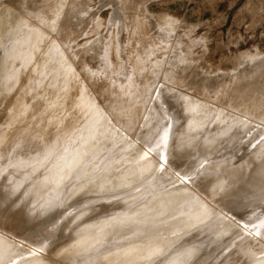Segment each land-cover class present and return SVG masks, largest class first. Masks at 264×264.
Returning a JSON list of instances; mask_svg holds the SVG:
<instances>
[{
    "label": "rangeland",
    "instance_id": "obj_1",
    "mask_svg": "<svg viewBox=\"0 0 264 264\" xmlns=\"http://www.w3.org/2000/svg\"><path fill=\"white\" fill-rule=\"evenodd\" d=\"M0 34V264H264V0H0Z\"/></svg>",
    "mask_w": 264,
    "mask_h": 264
},
{
    "label": "snow or ice",
    "instance_id": "obj_2",
    "mask_svg": "<svg viewBox=\"0 0 264 264\" xmlns=\"http://www.w3.org/2000/svg\"><path fill=\"white\" fill-rule=\"evenodd\" d=\"M169 135H170L169 131L167 130V128H165L163 130L160 143L156 145L157 148L161 149V151L157 155V159L158 161H160V163H158V170L160 172H164L165 166L169 165L170 163L175 164V167L177 170L173 173V175L177 177L180 183L187 185L191 183L196 178V176L200 175L201 170L204 169L205 167V163L197 162V164H190L188 165L189 170L187 172H184L183 175H181L180 170L184 168L185 164L188 161V158L192 154L190 151L187 150L188 144L186 141H178L176 139L172 140L171 151H169ZM151 151H153V149L149 148L148 152H151ZM144 158H147V153H145ZM193 173H195V175H193ZM173 187H175V184H173ZM223 190L224 189H222L221 187L219 186L217 187V191H223ZM261 190L262 192H264V186H262ZM41 207L44 208V205H42ZM55 207H57V205L49 204L46 211H51L52 208H55ZM21 211L26 212L27 215H32L33 212L35 211V206L33 205L31 206V208H29L28 205H25V208L21 209ZM38 214L44 215V212H39ZM62 216H63V213L54 214V215L49 216L46 220L43 221L42 230L37 231L35 233V236L37 238H40L41 243H43L44 240L48 239V236L46 235V233H48L51 228H54L59 223L60 218ZM260 226L264 227V220L261 221ZM244 227H247V224H245ZM256 234L259 235V233H256ZM184 254L190 255L191 250L185 249ZM11 264H18V261L13 260L11 261ZM161 264H163V262H161Z\"/></svg>",
    "mask_w": 264,
    "mask_h": 264
},
{
    "label": "bare ground",
    "instance_id": "obj_3",
    "mask_svg": "<svg viewBox=\"0 0 264 264\" xmlns=\"http://www.w3.org/2000/svg\"><path fill=\"white\" fill-rule=\"evenodd\" d=\"M22 5H23V4H22ZM11 6H12V5H11ZM10 8H11V7H10ZM42 9H43V8H42ZM48 10H49V9H48ZM10 24L12 25V28L14 29L13 31H15V29H16V28H19V26H20V24L17 22L16 19H12ZM30 25H31V23H30ZM36 25H37V24H36ZM36 25H35V27H36ZM27 26H28V25H27ZM31 26H32V25H31ZM1 27H2V25H1ZM33 27H34V25L32 26V28H33ZM33 29H34V28H33ZM34 30H35V29H34ZM36 30H37V29H36ZM0 35H1V34H0ZM29 38H30V37H29ZM25 40H27V39H24L23 41H25ZM14 41H15V40H14ZM17 41H18V40H17ZM19 41H20V40H19ZM23 41H22V42H23ZM29 42H30V41H29ZM12 44H13V43H12ZM17 44H18V43H17ZM20 44L22 45V43H20ZM24 44H25V43H24ZM27 44H28V43H27ZM25 45H26V44H25ZM17 46H18V45H16L15 47H17ZM11 47H12V46H11ZM15 47L13 46V48H12L11 50L8 49L9 51L6 52V55H8V56L11 55V56H9V57H11V58L17 56V52H16V49H17V48H15ZM19 47H22V46H19ZM17 50H18V49H17ZM28 50H29V49L27 48V51H28ZM24 51H25V50H24ZM18 55H19V54H18ZM19 56H20V55H19ZM13 59H15V58H13ZM19 59H20V58H19ZM25 63H26V62H25ZM9 66H10V64H9ZM11 67H12V66H11ZM69 67H70V66H69ZM9 68H10V67H9ZM9 74H10V73H9ZM7 75H8V74H7ZM5 77H7V76H5ZM8 77H10V75H8ZM13 77H14V76H13ZM5 79H6V78H5ZM7 79H8V78H7ZM17 97H18V96H17ZM5 103H6V102H5ZM11 116H12V115H11ZM85 174H86V173H85ZM128 179H129V178H128ZM224 182H225V181H224ZM219 183H220V182H219ZM217 184H218V183H217ZM195 189H196V188H195ZM234 189H235V188H234ZM208 190H209V189H208ZM209 195H211V194H209ZM214 195H215V194H214ZM169 196H170V195H169ZM185 197H186V196H179V195L173 196L172 198L168 199L167 201H164V202H162V203H158V204H157V208H156V206H155V208L153 207V209L150 208L151 210H147V211L145 210L146 212L142 210V212H145L144 214H142V215H144L143 217H142V215H141V213H140V215H141V217H142V219H143L142 221H141V219H140L137 215H136V216H137L136 219L138 218V219L140 220L139 223H140L141 225L143 224V225H147V226H148L149 223L153 220V218L157 219L158 221H159V219H161L162 222H163V218H164V217L162 218V215L160 216L159 213L163 212V214H165L164 212H167V213H166V216H165V217L167 218V217L169 216V215L167 216V214H168L169 211L172 209V207L174 208L176 204H179V201H183V202H185V201L187 200ZM211 197H212V196H211ZM216 197H217V196H216ZM216 197H215V199H216ZM218 198H219V197H218ZM191 199H193V198H191ZM195 199L197 200V199H199V197H197V198H195ZM195 199H194V201H195ZM188 200H189V199H188ZM59 201H60V200H59ZM192 201H193V200H192ZM194 201H193V203H194ZM198 201H199V200H198ZM213 202H214V201H213ZM232 203H233V202H232ZM234 203H235V202H234ZM189 204H190V203H189ZM191 204H192V203H191ZM223 204H224V203H223ZM173 205H174V206H173ZM184 205H185V204H184ZM192 205L194 206V204H192ZM192 205H191V206H192ZM201 205H202V204H201ZM179 206H180V204H179ZM182 206H183V205H182ZM191 206L189 205V207H191ZM177 207H178V206H177ZM184 207H185V206H184ZM186 207H187V204H186ZM180 208H181V210H182V207H180ZM228 208H229V207H228ZM53 209H54V208H53ZM175 209H176V208H175ZM177 209H178V208H177ZM177 209H176V210H177ZM187 209H188V208H187ZM196 209H197V208H196ZM154 210H155V211H154ZM223 210H224V209H223ZM226 210H227V209H226ZM173 211H174V210H173ZM183 211H184V210H183ZM212 212H213V210H212ZM212 212H211V214H213ZM156 213H157L159 216L156 215ZM229 213H230V212H229ZM138 214H139V213H138ZM45 215H46V214H45ZM140 215H139V216H140ZM155 215L158 216V217L156 218ZM194 215H195V214H194ZM182 216H183V215H182ZM209 216H210V215H209ZM132 217H135V216H132ZM159 217H161V218H159ZM31 218H32V217H31ZM125 219H126V218H125ZM129 219H131V217H130ZM129 219H128V220H129ZM134 219H135V218H134ZM134 219H131V220L128 222V224H132L133 221H134ZM155 219H154V220H155ZM123 220H124V219H123ZM128 220L126 219L125 221H128ZM143 221H144V222H143ZM122 222H123V221H122ZM155 222H156V221H155ZM155 222H154V223H155ZM125 223H126V222H125ZM125 223H124V224H125ZM139 223L137 222V224H139ZM122 224H123V223H122ZM161 224H162V223L160 222L159 225H161ZM164 224L167 225V223H164ZM143 225H142V226H143ZM151 225H153V222H151ZM162 225H163V224H162ZM162 225H161V226H162ZM230 225H231V224H230ZM125 226H127V225L125 224ZM135 226H136V223H135ZM164 226H165V225H164ZM171 226H172V225H170V227H171ZM132 227H133V225H132ZM165 227H166V226H165ZM165 227H164V229H167V227H166V228H165ZM180 227H181V226H180ZM103 228H104V227H103ZM130 228H131V227H130ZM168 228H169V227H168ZM139 229H140V228H139ZM145 229H146V228H145ZM149 229H150V228H149ZM191 229H192V228H191ZM124 230H125V229H124ZM126 230H127L126 232H128V234H129V229L126 228ZM131 230H132L131 233H133V229H131ZM131 230H130V231H131ZM136 230H138V229L136 228ZM162 230H163V229H162ZM122 232H123V231H122ZM126 232L124 233L125 236H126ZM119 233H120V232H119ZM135 233H136V232H135ZM142 233H143V232H142ZM148 233H149V232H148ZM168 233H169V232H168ZM168 233H167V234H168ZM128 234H127V235H128ZM1 235H2V234H1ZM117 235H118V234H117ZM120 235H121V234H120ZM122 235H123V233H122ZM123 236H124V235H123ZM145 236H146V235H145ZM121 237H122V236H121ZM137 238H138V237H137ZM141 238H142V237H141ZM141 238H140V239H141ZM144 238H145V237H144ZM147 238H149V237H147ZM168 238H169V237H168ZM168 238H167V239H168ZM95 239H96V238H95ZM118 239H119V238H118ZM120 239H122V238H120ZM136 240H137V242H138V239H136ZM141 240H142V239H141ZM145 240H146V238L144 239V241H143V240H142V241L145 242ZM147 240H148V239H147ZM149 240L152 241V239H149ZM153 240H154V239H153ZM142 241H140V242H142ZM166 241H167V240L165 239L164 242L166 243ZM95 242H96V241H95ZM125 242H127V241H125ZM132 242H134V241H132ZM137 242H136V244H135V242H134V244L136 245L135 247H137V245L140 243V242H139V243H137ZM156 242H157V241H156ZM162 242H163V241H162ZM168 242H169V241H168ZM168 242H167V243H168ZM0 243H1V242H0ZM81 243H82V242H81ZM149 243H150V242H149ZM160 243H161V242L157 243L156 246L154 245V246H155L154 249H153V247H152V249H153L154 251H156L157 253L159 252L158 249L161 248L162 245H163V244H162V245L160 246ZM165 243H164V245H163V246H164L163 250L165 249ZM1 244H2V243H1ZM86 244H88V243H86ZM141 244H142V243H141ZM143 244H144V243H143ZM146 244H148V243L145 242V245H146ZM153 244H154V243H153ZM2 245H3V247H2L3 249H5L4 247H7L5 244H2ZM92 245H93V244H92ZM145 245H143V246L145 247ZM148 245H149V244H148ZM216 245H217V244H216ZM84 246H85V245H84ZM84 246H81V247L84 248ZM86 246H87V245H86ZM86 246H85V247H86ZM98 246H99V245H98ZM98 246H97V247H98ZM140 246H141V245H140ZM143 246H142L141 248H143ZM167 246H168V245H167ZM87 247H89V246H87ZM94 247H95V246H94ZM135 247H134V245H133L132 243H131V246H130V243H129L128 248H127V245H126V247L124 248V251H125V252H126L125 249H128L127 252H126V253H123V252L121 251V255H120L121 258H123L122 255L124 256V254H125V257L123 258V259H125V260H124V263H125V264H127V263H131V262H135V263H136L135 260H136L137 257L139 256L138 254L141 255V254L144 253V252H143V253H142V252H141V253H138L139 250H140V248L135 249ZM168 247H169V246H168ZM0 248H1V245H0ZM7 248H10V247L8 246ZM83 248H81V249H83ZM90 248H91V247H90ZM95 248H96V247H95ZM148 248H149V247H148ZM166 249H167V248H166ZM166 249H165V250H166ZM218 249H219V247H218ZM6 250H7V249H6ZM8 250H9V249H8ZM86 250H87V249H86ZM136 250H138V251H136ZM147 250H148V249L146 248L145 251H147ZM1 251H2V249H1ZM3 251H5V250H3ZM119 251H120V250H119ZM141 251H142V249H141ZM154 251H153V252H154ZM151 252H152V251H151ZM156 252H154V253L157 254ZM166 252H167V250H166ZM200 252H201V251H200ZM113 253H116V254H117V252H113ZM113 253L111 252V253H109V254H111L112 256H113V255L115 256V254H113ZM149 253H150V252H149ZM159 253L161 254L162 252H159ZM164 253H165V251H164ZM150 254H151V253H150ZM150 254H149V255H150ZM155 254H154V255H155ZM160 254H159V255H160ZM5 255H6V254H5ZM105 255H107V257H109L108 254H105ZM143 255H146V252H145V254H143ZM143 255H142V256H143ZM147 255H148V254H147ZM114 256H113V257H114ZM118 256H119V255L117 254V257H115V258H117L116 260H113L114 258L109 257L110 260H111V263L115 264V262H116L117 260H119ZM120 256H119V257H120ZM152 256H153V253H152ZM156 256H157V255H156ZM156 256H155V257H156ZM79 257H80V256H79ZM103 257H104V259L107 258V257H105V256H103ZM157 257H158V256H157ZM109 258H107L108 261H106V259L104 260V259L102 258V262H103V260H104V261L106 262V263H105V262H104V263H105V264H108L107 262H110ZM141 258H142V257H141ZM145 258H148V257H145ZM151 258H152V257H151ZM138 259L141 260L140 257H138ZM148 259H149V258H148ZM152 259H153V258H152ZM99 260H100V259H99ZM144 260H145V259H144ZM146 260H147V259H146ZM146 260H145V262H146ZM197 260H198V259H197ZM91 261H92V260H91ZM112 261H114V262H112ZM119 261H120V260H119ZM147 261L149 262L150 260H147ZM102 262H101V263H102ZM120 262H121V261H120ZM120 262H119V263H120ZM137 262H138V260H137ZM139 262L141 263V261H139ZM139 262H138V263H139ZM148 262H147V263H148ZM171 262H172V261H171ZM85 263H86V262H85ZM91 263H92V262H91ZM111 263H110V264H111ZM119 263H117V264H119ZM135 263H134V264H135ZM138 263H137V264H138ZM142 263H143V262H142ZM142 263H141V264H142ZM147 263H146V264H147ZM151 263H152V262H151ZM102 264H103V263H102ZM168 264H171V263L169 262Z\"/></svg>",
    "mask_w": 264,
    "mask_h": 264
}]
</instances>
